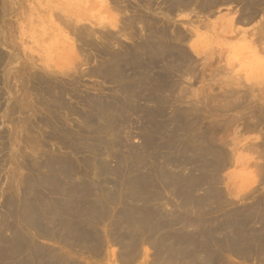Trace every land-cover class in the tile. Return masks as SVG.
I'll return each instance as SVG.
<instances>
[{
  "label": "rangeland",
  "instance_id": "rangeland-1",
  "mask_svg": "<svg viewBox=\"0 0 264 264\" xmlns=\"http://www.w3.org/2000/svg\"><path fill=\"white\" fill-rule=\"evenodd\" d=\"M215 1L170 10L169 0H0L2 238L35 212L43 224L56 218L50 184L62 174L80 191L75 225L86 217L94 236L82 245L64 236L72 200L60 199V239L33 240L62 256L56 263L264 264V195L245 207L225 189L251 180L230 172L236 152L264 161V2ZM134 12L171 32L180 62L156 67L162 77L141 90L145 53L135 46L150 38L143 23L140 34L126 29ZM126 47L135 58L121 57L117 71L119 56L109 57ZM171 73L173 90L163 80ZM262 166L257 175L248 167L254 197L264 192ZM52 222L44 226L57 229Z\"/></svg>",
  "mask_w": 264,
  "mask_h": 264
},
{
  "label": "bare ground",
  "instance_id": "bare-ground-1",
  "mask_svg": "<svg viewBox=\"0 0 264 264\" xmlns=\"http://www.w3.org/2000/svg\"><path fill=\"white\" fill-rule=\"evenodd\" d=\"M145 1V0H144ZM190 2V0H169V6H167L170 10H173L175 8H177L179 5L180 6H188V4L190 3H186V2ZM192 1V0H191ZM210 1V0H209ZM215 0H212V3H214ZM253 1V0H251ZM250 1V3H251ZM262 2H264V0H261ZM121 2V1H120ZM216 2V1H215ZM117 3V2H116ZM146 3V2H145ZM154 3V2H153ZM210 3V2H209ZM208 3V4H209ZM211 4V3H210ZM245 4V3H244ZM168 5V4H167ZM215 5V4H214ZM190 6V5H189ZM147 7V6H146ZM249 7H251V9L254 7V3H252L251 5H249ZM135 14L131 15V18H129L127 24L125 25L126 29H130V33L131 35H136V34H140L139 31L137 33V31L135 30L136 29V26L137 25H140L143 23V27L142 28H146L147 30L149 31H146L148 32V40H144V41H141L140 43L136 44V50L138 52L142 51L145 53V55L143 56H140V58L143 60L141 62H143V64H141L140 66H138V70H143L144 73L143 75L140 74L138 77H137V84H136V88L137 90H141L143 87H144V82L147 80V81H150V80H156L162 76H158V74L155 75V73L153 72V70H157L155 69L156 67H176L178 66V64L176 65V63H178V59H176L175 56V53L172 52V38L168 36H170L169 32L167 33L165 30L166 29H162L161 26H160V29L158 28L159 25H155V22L153 19L151 18H145L146 16H144V18H139V13L137 12H134ZM249 18H251V16H249ZM248 18V19H249ZM139 21V22H138ZM140 23V24H139ZM164 27V26H163ZM72 28V27H71ZM262 28V27H261ZM264 28V27H263ZM262 28V29H263ZM123 30V29H122ZM144 30V29H143ZM168 30V29H167ZM73 33V32H72ZM128 32V34H130ZM80 34V33H79ZM90 34V33H89ZM125 34V33H124ZM147 34V33H146ZM166 34H169V35H166ZM113 35V34H112ZM180 35V33H179ZM178 35V36H179ZM86 36V35H85ZM145 36V35H144ZM147 36V35H146ZM181 36V35H180ZM176 37L178 38V41L181 40V37ZM143 37V36H142ZM77 38V37H76ZM171 38V39H170ZM182 38H184L182 36ZM141 39V38H140ZM139 39V40H140ZM146 39V38H145ZM175 39V38H174ZM165 40V41H164ZM119 41V40H118ZM176 41V39L174 40ZM179 44V43H178ZM137 45H138V48L137 49ZM177 45V44H175ZM176 47V46H174ZM178 47V46H177ZM121 49V48H120ZM125 49V48H124ZM126 49L128 50H120L119 52H114V54H111V57H109V60L113 59L114 56H119V58L116 60V58H114V66L116 67V70L118 71H123V67L124 65L122 64V58H125L126 60L124 61H129L132 57V60L135 58L133 54H135L134 52L136 51H133L129 48L126 47ZM125 51V52H124ZM175 51V50H174ZM183 51V50H182ZM124 52V53H123ZM179 52V51H178ZM181 52V51H180ZM66 53V52H65ZM109 53V52H108ZM143 54V53H142ZM60 55V54H59ZM63 55V54H62ZM137 55V54H136ZM140 55V54H139ZM180 56V55H179ZM184 56V55H183ZM182 56V57H183ZM138 57V56H137ZM138 58V59H140ZM108 59V58H107ZM137 59V60H138ZM140 59V60H141ZM108 60V61H109ZM139 60V61H140ZM178 61V62H177ZM136 62V61H135ZM128 63V62H127ZM131 63V62H130ZM174 63V64H173ZM180 63V62H179ZM182 63V62H181ZM110 66V64L108 65ZM128 66V65H127ZM183 67V66H182ZM158 68V69H159ZM107 69V68H106ZM165 70V68H163ZM167 69V68H166ZM178 69H181L180 67ZM174 70V69H173ZM109 71V70H108ZM114 71V70H113ZM149 71L152 72L153 74H149ZM166 71V70H165ZM175 71L176 72H179V71H182V70H179L177 71L176 68H175ZM174 71V72H175ZM130 72V71H129ZM157 72V71H156ZM163 72V71H162ZM168 72V70H167ZM185 72V71H184ZM111 73H112V70H111ZM131 73V72H130ZM140 73V72H139ZM113 74V73H112ZM111 74V75H112ZM120 74V72H119ZM167 74V73H166ZM179 74V73H178ZM169 75H170V72H169ZM176 75V74H172L171 73V76H168V77H163V80H166L167 81V86L170 87V90H173L175 85L173 84V76ZM182 75V74H180ZM124 76V75H123ZM131 76V75H130ZM151 76V77H150ZM120 77V76H119ZM129 78V77H128ZM132 78V77H131ZM130 79V78H129ZM135 79V77H134ZM133 80V78H132ZM127 81V80H126ZM151 81V82H153ZM131 82V81H130ZM133 83V82H131ZM148 83V82H147ZM153 83H156V82H153ZM146 84V82H145ZM152 84V83H151ZM158 84V83H157ZM130 86V85H129ZM132 86V85H131ZM150 86V85H149ZM157 86V85H156ZM164 86V85H163ZM166 86V85H165ZM164 86V88H165ZM152 88V87H151ZM155 89V88H154ZM153 90V89H152ZM157 90V89H156ZM168 90V89H167ZM151 91V90H150ZM154 92V91H153ZM160 92V91H159ZM139 92L137 91V94ZM155 93V92H154ZM158 93V92H157ZM163 93V92H162ZM159 94V93H158ZM158 96V95H157ZM160 96V95H159ZM59 173V171L57 172ZM71 175V174H70ZM68 178V177H67ZM64 176H62V174H58V177L54 178L52 183L54 182V184H50V188L53 190V192L51 193H54L56 195V201L54 203V207L55 209L58 210V212L56 213V218H54L53 216L50 217V215L46 216L48 219H49V222L50 223H53L52 221H55V225H58L57 229H54L53 226L52 227H46L44 226L45 224H49L48 223H44L43 224V219L42 217L39 218L38 215L33 209L32 211L30 212V214L33 213V211L35 213H33L31 216H30V221H27V226L26 224H19L17 223L19 226L17 228H14L13 231L11 232V235H10V238L6 239L2 236L0 237V260H2L4 263L5 262H9V264H60V263H56V260L59 259L60 257L62 256H57L56 253L53 254L51 252H48L47 254H45V252L43 251H46L45 249L44 250H41V248H38V245L36 246L35 244L33 245V240L35 239V237H42L41 239H46V240H51V241H58V239H60V235H61V230L59 229L60 226H63L64 223L60 222L61 220H59V217L60 216H66V224H65V227L62 228V233L64 234V236L67 238V239H72L71 242H73V244L75 243H80L78 245H82V244H85V243H90L92 242L91 240H93L92 236H94V233H91L89 230V228L87 226H89L88 222H87V218L85 217L84 219L80 220V224L81 225H78L76 226L75 225V222H78V221H75L77 219H79L78 217V214L79 212L76 211V206L78 205V203H76L75 200H78L77 197H78V189L74 188V187H70L71 190H67V188L65 187L64 185ZM68 181V180H67ZM74 188V189H73ZM83 189V188H82ZM80 192V191H79ZM81 194V193H80ZM130 196V195H128ZM62 197V198H61ZM80 197V196H79ZM99 197V196H98ZM127 197V196H126ZM64 198V201L65 199L67 200L68 198H70V200H72L69 205L67 204H64L63 207H64V211L65 213L64 214H61V212H59V209L60 208H63L61 207V200H63ZM208 198V197H207ZM61 199V200H60ZM75 202V203H74ZM53 204V203H52ZM124 204V203H123ZM41 205V204H40ZM104 205V204H102ZM84 206V205H83ZM95 206H93V209H94ZM103 207V206H102ZM9 212H10V215H11V212H13V215L16 213H18L17 210H13L12 211V207L9 206ZM25 208V207H23ZM31 208V207H30ZM43 208V207H42ZM46 208V206H45ZM81 208V207H80ZM105 208V207H103ZM102 208V209H103ZM123 208L125 209L124 205H123ZM27 209V208H26ZM41 209V208H40ZM52 210V208H50ZM29 210V209H27ZM39 210V209H38ZM42 210V209H41ZM50 210V211H51ZM61 210V209H60ZM105 210V209H104ZM22 211V210H21ZM40 211V210H39ZM47 211V210H46ZM49 211V212H50ZM80 211V210H79ZM106 211V210H105ZM23 212V211H22ZM41 212V211H40ZM39 212V213H40ZM54 212V211H53ZM24 213V212H23ZM106 213V212H105ZM123 213H124V210H123ZM125 214V213H124ZM9 215V217H11ZM53 215V214H52ZM76 215V217H75ZM126 215V214H125ZM29 216V215H27ZM41 216H45V211L42 212V215ZM129 216V215H127ZM124 217L126 216H123L122 219H124ZM62 218V217H61ZM60 218V219H61ZM68 218V219H67ZM97 218V217H94V214H93V224H97V221H95L94 219ZM240 218V217H239ZM242 218V217H241ZM245 218V217H244ZM40 219V220H38ZM65 218H63L62 220H64ZM127 219V218H126ZM123 220V222L121 223V228H125L128 229L129 226H127L128 228L124 227V225L126 224L125 220ZM140 219V218H139ZM237 219V218H236ZM235 219V220H236ZM247 219V218H246ZM42 220V221H41ZM73 220V221H72ZM129 220V219H127ZM143 220V219H142ZM231 220H233L231 218ZM45 221V220H44ZM75 221V222H74ZM91 220H89L90 222ZM242 221V219H241ZM46 222V221H45ZM61 223L62 225H60L59 223ZM146 222V221H145ZM246 222V221H245ZM128 223V222H127ZM236 223H240L239 221H236L234 222L233 221V224H236ZM243 223V222H242ZM5 224V223H4ZM91 224V223H90ZM153 224V223H152ZM3 225V223H2ZM54 225V223H53ZM127 225V224H126ZM140 225V224H139ZM1 226V224H0ZM83 226H86V227H83ZM11 227V226H10ZM4 228H5V225H4ZM3 228V229H4ZM51 228V229H50ZM12 230V229H11ZM115 230V229H114ZM2 231V229H1ZM129 231V230H128ZM213 231V230H212ZM29 232H31V234L29 235ZM116 232V231H115ZM143 232V231H142ZM1 233V232H0ZM93 234V235H92ZM159 234V233H158ZM211 234V233H210ZM124 235V234H122ZM127 236H128V233H127ZM123 238H125V235L122 236ZM207 238V237H206ZM186 239V242H189L192 244L193 240L189 241L190 239L188 238V236L186 237H183L182 240L185 241ZM192 239V238H191ZM136 242V241H135ZM82 243V244H81ZM95 243V242H94ZM236 243V242H235ZM100 244V243H99ZM96 245V244H94ZM69 246V245H68ZM47 248V247H46ZM94 248V247H93ZM99 248V247H98ZM97 248V249H98ZM31 249V250H30ZM95 250V249H93ZM47 251H50V250H47ZM46 251V252H47ZM183 252V251H182ZM97 253V252H96ZM192 255V253H191ZM186 256V255H185ZM187 260V259H186ZM209 262H214L215 261V256L214 257H211L209 258L208 260ZM61 264H70L69 261H62Z\"/></svg>",
  "mask_w": 264,
  "mask_h": 264
},
{
  "label": "crops",
  "instance_id": "crops-1",
  "mask_svg": "<svg viewBox=\"0 0 264 264\" xmlns=\"http://www.w3.org/2000/svg\"><path fill=\"white\" fill-rule=\"evenodd\" d=\"M258 162V159L257 157L254 155V154H247V153H244V152H236L234 154V163H235V167L234 169H231L230 172H232V174H235V175H244V177H250V182L246 183L244 186V180L240 179V182H236L233 186L234 188H231L230 185H228L225 189H226V197L227 199H230V200H236V199H239V201L241 199H245V200H249V202H247L246 204L247 205H244L245 207H254V203L255 201L262 195H264V192L262 193H257V195L254 197L252 196V191L251 190L253 188V186L256 184L258 186V183H256L254 180H253V171L254 169L252 170H248V167L251 165H255L256 163V175H257V170L259 167H263L262 164H264V161L262 163H257ZM249 171V172H248ZM247 172V173H245ZM255 185V187H256ZM251 188V189H250ZM240 189V190H239ZM250 189L249 191V196L247 194V191ZM239 190V191H238ZM244 206L242 208H244ZM241 208V209H242ZM234 209H237V208H234ZM218 222H221L218 221ZM214 223V222H213ZM259 225V224H258ZM257 224H254V225H251L255 228H259ZM261 228V227H260ZM232 234L230 235H227L225 236L224 235V238L230 240V237H231ZM237 235V234H236ZM233 236V235H232Z\"/></svg>",
  "mask_w": 264,
  "mask_h": 264
}]
</instances>
